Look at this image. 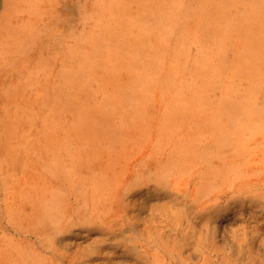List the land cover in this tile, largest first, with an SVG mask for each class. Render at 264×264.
Here are the masks:
<instances>
[{
    "label": "rangeland",
    "instance_id": "1",
    "mask_svg": "<svg viewBox=\"0 0 264 264\" xmlns=\"http://www.w3.org/2000/svg\"><path fill=\"white\" fill-rule=\"evenodd\" d=\"M0 264H264V0H0Z\"/></svg>",
    "mask_w": 264,
    "mask_h": 264
}]
</instances>
